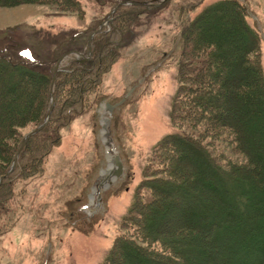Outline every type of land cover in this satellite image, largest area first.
Instances as JSON below:
<instances>
[{
	"label": "rangeland",
	"instance_id": "374dc122",
	"mask_svg": "<svg viewBox=\"0 0 264 264\" xmlns=\"http://www.w3.org/2000/svg\"><path fill=\"white\" fill-rule=\"evenodd\" d=\"M40 1L44 0L0 2V33L12 28L15 32H36L28 40L34 43L37 42L35 37L45 38L49 46L46 49L49 50L62 39V36H56L58 32L97 29L101 23L102 29L109 28L115 22V11L119 7L117 5L125 0H79L81 9L76 12L40 4ZM116 1L118 4L115 5ZM147 1V8L137 6L132 9V18L127 20L130 23L123 31V47L118 50V55L108 69L100 74L97 87L84 92L83 105L78 109L79 115L60 129L59 143L44 158L41 171L23 179H15L10 203L0 220V264H104L114 240L135 232L133 223L126 218L133 198L144 201L146 196H150V192L155 197L158 195L165 202L166 208L161 205L162 208L158 207L157 212L151 214L157 220L161 214L163 220L160 228L155 227L149 232L151 236L161 238L165 247L176 252L173 258L177 261H180L177 255L184 257L185 250H193L200 244L195 239L199 234L202 242L210 244L209 250H214V263L206 264H221L222 261L223 264H230L233 259L237 262L239 258L249 257L251 249L246 247L250 245L245 244L244 249L234 242V246H237L234 248L227 239L220 244L211 238L228 222L217 221V226L212 225L206 231L203 230L200 224L204 219L202 223H207L209 215L205 212L204 218L199 216L200 213L204 214L202 210L206 208L196 207L197 203L187 205L192 199L193 202L202 198L203 202L207 201L209 195L204 194L202 198L199 196V188L202 187L197 186L199 183L188 185L189 188L186 189L184 176L180 172H174L173 183L177 191L161 194L154 187L156 182H152L159 179L156 171L158 167L151 165L150 161L155 155L165 153L155 146L173 131L168 113L178 86V36L187 23L206 6L218 0H169L157 7L156 4L162 0ZM239 1L247 12V23L259 33V59L264 75V0ZM122 5L125 6L121 9L122 12L130 10V4ZM113 9L115 13H112ZM117 21L120 23V17ZM235 26V20L229 12L226 15L211 14L196 24L193 35L199 36V40L203 41L209 37L215 44L217 35L229 54L225 58L227 63L238 59L235 54L239 46L243 45L238 35L232 36L231 29ZM228 44L232 46L231 53ZM75 57L86 59V55ZM2 85L4 88L1 93L4 92V98L16 101L5 105L11 112L28 110L22 105L35 102L30 109L28 121L16 128L17 137L4 142L0 152V169L4 167V162H8L9 149L16 146L19 137L23 138L39 126L44 105V89L39 90L38 81L18 71L0 67V86ZM35 87L37 91L34 90ZM131 89L132 92L124 102L109 115L105 104L117 103ZM235 95L236 100L247 103V97L244 100L243 97L238 98L236 93ZM59 98L67 100L68 93L64 92ZM258 142L264 147V138ZM166 145L167 157L172 145ZM182 151H185L188 160L197 164V169L200 167L203 170L200 175L191 174L190 177H202V174L206 178L212 176V165L203 160L201 155L190 150L189 154L185 147ZM114 155H118L122 164V174L116 179L106 173L109 165L110 172L116 168L112 164ZM146 168L149 169L147 173ZM257 171H252L254 174L247 173L249 175L246 179L251 175L257 178ZM261 182L264 184V180ZM223 183L216 185L222 191V212L233 201L234 195L229 192L236 189V184L231 180L227 179ZM159 187L164 188V185ZM238 189L237 187L235 191H239ZM176 193L179 194L176 196ZM143 209L137 210L143 212ZM136 211L129 216L135 217ZM168 220L171 223L168 224ZM232 223L238 224L240 230L250 229L251 239L258 237L256 221L253 223L252 219H248L244 222L238 216ZM138 232L147 236V231L143 229ZM240 234L245 239L246 235ZM134 241H137L136 245L143 252L135 255L120 250L117 252L115 249L113 257L117 260L112 264L162 263L160 260L154 261L166 255L161 249L138 243L136 238ZM159 253L162 254L157 257L155 254ZM252 256L253 254L250 257Z\"/></svg>",
	"mask_w": 264,
	"mask_h": 264
},
{
	"label": "trees",
	"instance_id": "16d2710c",
	"mask_svg": "<svg viewBox=\"0 0 264 264\" xmlns=\"http://www.w3.org/2000/svg\"><path fill=\"white\" fill-rule=\"evenodd\" d=\"M2 1L4 0H0V2ZM96 1L100 2L101 0ZM106 1L108 2V0ZM140 2L148 1L140 0ZM240 2L239 0H218L209 4L182 28L178 36L180 43L176 74L178 86L168 113L173 131L164 136L155 146L156 149L164 150L165 153L168 147L167 143L171 144L172 148H169V156L166 157L165 153L159 156L155 155L150 163L158 167L156 171L159 179L152 181L156 182L157 185L154 187L158 193L177 191V187L173 183V176L177 172L184 176L186 189L189 188L188 185L191 186L196 183H199L197 186H202H199V196L202 198L204 194L209 195L207 201L203 202L202 198L193 202L194 199H192L187 205L197 203L196 207L206 208L202 210L204 214L201 215L200 213L199 216L204 218L205 212L209 215L207 223H202L204 219L200 224L205 231L212 225L217 226L220 221L228 222V224L220 227L214 233L215 235L211 236L213 241L221 244V241L227 239L234 248H237L234 246V242L244 249L245 244L246 246L250 245L246 248L251 249L249 257L253 254L252 257L239 258L237 262L233 259L229 262L230 264H264V184L261 182L264 180V147H261L258 142L264 138V75L259 59L260 36L247 23V12ZM38 3L54 5L65 11L76 12L81 9L79 0H44ZM116 4H118L117 1ZM124 7V5H120L116 9L115 22L109 28L102 29L93 36L90 43L91 55L86 60L82 61L72 54L68 55L62 60L55 74V60L62 54L69 51L86 54L88 35L96 30L95 28L69 33L58 32L56 36H62V39L58 40V43L49 50L46 49L49 46L45 38L35 37L37 42L34 43L28 40H31L36 32H15V29L12 28L0 33V67L18 71L38 81L39 90L44 89V105L39 117V125L44 120L50 103L49 86L52 78L54 103L47 124L29 138L18 153L13 171L0 185V220L4 217L10 203L15 179H23L41 171L44 158L59 143L60 129L79 115L78 109L83 105L84 92L97 87L100 74L108 69L110 63L118 55V50L123 47L124 27L129 25L133 13L132 9L137 8V6L130 5V10L125 13L122 12ZM228 12L236 24L231 29L232 36L238 35L237 37L242 40L243 45L239 46L236 54L234 52L238 59L229 60L230 62L226 63L225 58L229 57V54L225 51L223 42L216 37L217 35L215 36L217 44H215L209 40V37L205 41L199 40V36L193 35V30L198 22L209 15H216L217 13L226 15ZM119 17L120 23L117 21ZM127 20L129 21L127 22ZM228 48L229 53H231L232 46L230 44H228ZM3 88L4 85L0 86V152L6 140L14 136L17 137L16 128L22 127L26 120L28 121L30 109L35 102L22 105L28 110L11 112L5 105L7 106L8 102L14 103L15 100L4 98V92L1 93ZM34 90L37 91L38 89L35 87ZM64 92L68 93L67 100L59 98ZM235 93L238 98L248 99L247 103L236 100ZM245 97L247 98L245 99ZM242 106L244 107L242 108ZM22 139L20 136L16 146L9 149V160L7 163H3L4 167L0 169V176L9 169ZM183 147L187 149L186 152L189 154L190 151L197 153L201 155L203 160L205 159L207 163L212 165L211 177L206 178L203 174L202 177H190L191 174L193 176L200 175L203 170L200 167L197 169V164L195 165L194 161L188 160L187 154L182 151ZM248 166L252 168L250 169ZM148 170L146 168L145 172L147 173ZM255 170H258L257 178L251 175L246 179L249 175L247 173L254 174L252 171ZM216 173L218 175H215ZM14 175L17 176L14 177ZM201 179L204 180L201 181ZM227 179L233 181L239 191L234 189L229 192L234 195L233 201L222 212L220 206L223 201L220 196L222 191H219L216 185ZM146 185L147 183L143 186ZM159 185H164V188L159 187ZM178 194L176 193V196ZM149 195L144 198V201L133 198L128 208L129 215L138 208H144L143 212L137 210L135 217L126 216L136 228L135 232L129 236H119L114 240L104 264H112L113 261L117 260H114L113 257L116 250L117 252L120 250L135 255L143 252L140 246L136 245L137 241H134V238L139 240L138 243L161 249L166 255L160 256V259H154L156 262L160 260L162 263L160 261L159 263L161 264L214 263V250H209L210 244L207 241V245L202 242L200 234L198 238L195 237L200 244L196 245L193 250H185L184 257L176 256L180 261L173 258L176 252L168 246L165 247L161 238L151 236L149 231L155 227L160 228V222L163 220H161L160 212L158 213L159 220L155 219V216L153 219L151 214L157 212L156 209L161 205L166 207L165 202H162L158 195L155 197L151 192ZM238 216L244 219V222L248 219H252L253 223L256 221L258 237L251 239L252 232L250 229L240 230L241 227L238 224L232 223ZM167 222L168 224L171 223L169 220ZM140 229L147 231V236L139 233ZM240 233L246 235L245 239L241 237ZM232 250L234 251V249ZM160 254L162 253L155 255L158 257ZM216 264L220 263L217 262Z\"/></svg>",
	"mask_w": 264,
	"mask_h": 264
},
{
	"label": "water",
	"instance_id": "95a60500",
	"mask_svg": "<svg viewBox=\"0 0 264 264\" xmlns=\"http://www.w3.org/2000/svg\"><path fill=\"white\" fill-rule=\"evenodd\" d=\"M168 1H169V0H162L159 4H156V7H157V6H161V5H163V4H165L166 2H168ZM122 4H130V5H133V6H142V7L147 8V2H137V1H127V0H125V1L120 2V3L117 5V7L120 6V5H122ZM151 7H155V6H151ZM114 11H115V9L112 10V13H113ZM102 26H103V23H101V24L99 25V27H98L95 31L91 32V33L88 35V38H87V42H88V50H87V52H86V55H87V56H90V55H91V48H90L91 40H92V38H93L94 35L98 34V33L101 31ZM71 54H72V55H75V56H80V57H82V54H80V53L77 52V51H69V52H66V53L62 54L59 58H57V59L55 60L54 74L56 73V71H57V69H58V66H59V64L62 62V60H63L65 57H67L68 55H71ZM52 84H53V78H52V81H51L50 86H49V101H50V103H49V106H48V109H47L46 115H45V117H44V120L42 121V123H41L38 127H36L35 129L31 130V131L28 132L26 135H24V137H23V139H22V142H21V144H20V146H19V148H18V150H17V152H16V154H15V156H14L12 162H11V166H10V168L8 169V171H7L4 175L0 176V184H1V182L3 181V179H4L5 177H7V176L13 171V169H14V167H15V164H16V158H17V156H18V153L21 151V149L23 148V146L26 144L27 140H28L32 135H34V134H36L38 131H40V129L43 128V127L47 124V122H48V120H49V117H50V114H51V111H52V108H53V104H54V103H53V96H52ZM132 90H133V89H131V90L125 95V97L122 98L121 100H119L117 103L112 104V105L106 103V104H105V110H106V112L110 115V114L112 113V110H113L114 108L118 107L119 105H121V104L124 102L125 98H126L131 92H132ZM112 164H113L116 168H115L112 172H109V173L106 172V173H107L108 175L111 174L115 179H116V178H119V177L121 176V174H122V164H121V161H120L118 155H114V157L112 158Z\"/></svg>",
	"mask_w": 264,
	"mask_h": 264
},
{
	"label": "bare ground",
	"instance_id": "6f19581e",
	"mask_svg": "<svg viewBox=\"0 0 264 264\" xmlns=\"http://www.w3.org/2000/svg\"><path fill=\"white\" fill-rule=\"evenodd\" d=\"M111 171V167H110V165L108 166V169H106V172H110Z\"/></svg>",
	"mask_w": 264,
	"mask_h": 264
}]
</instances>
